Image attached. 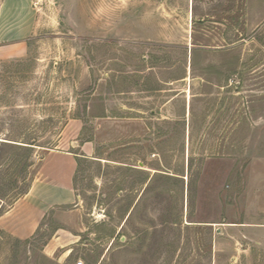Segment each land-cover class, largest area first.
<instances>
[{
    "label": "rangeland",
    "instance_id": "obj_1",
    "mask_svg": "<svg viewBox=\"0 0 264 264\" xmlns=\"http://www.w3.org/2000/svg\"><path fill=\"white\" fill-rule=\"evenodd\" d=\"M49 150L75 200L0 264H264V0H0V214Z\"/></svg>",
    "mask_w": 264,
    "mask_h": 264
},
{
    "label": "crops",
    "instance_id": "obj_2",
    "mask_svg": "<svg viewBox=\"0 0 264 264\" xmlns=\"http://www.w3.org/2000/svg\"><path fill=\"white\" fill-rule=\"evenodd\" d=\"M91 151L89 142L82 143L81 153L88 155ZM79 157L72 150H49L30 191L0 214V238L2 232L20 239L30 238L41 227L49 210L73 203V178Z\"/></svg>",
    "mask_w": 264,
    "mask_h": 264
},
{
    "label": "built area",
    "instance_id": "obj_3",
    "mask_svg": "<svg viewBox=\"0 0 264 264\" xmlns=\"http://www.w3.org/2000/svg\"><path fill=\"white\" fill-rule=\"evenodd\" d=\"M77 264H84V262L83 261H79V262H77Z\"/></svg>",
    "mask_w": 264,
    "mask_h": 264
}]
</instances>
